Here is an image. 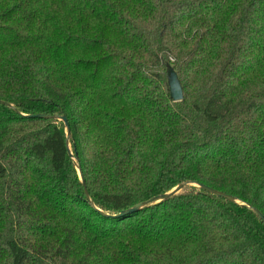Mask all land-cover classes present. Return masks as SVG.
<instances>
[{
	"label": "trees",
	"instance_id": "1",
	"mask_svg": "<svg viewBox=\"0 0 264 264\" xmlns=\"http://www.w3.org/2000/svg\"><path fill=\"white\" fill-rule=\"evenodd\" d=\"M254 210L264 0H0V264H264Z\"/></svg>",
	"mask_w": 264,
	"mask_h": 264
},
{
	"label": "water",
	"instance_id": "2",
	"mask_svg": "<svg viewBox=\"0 0 264 264\" xmlns=\"http://www.w3.org/2000/svg\"><path fill=\"white\" fill-rule=\"evenodd\" d=\"M165 78H166L167 89H168V93H169V97H170L171 101L172 102H179L181 100V98H182L181 88H180L179 82L177 80L176 74L174 73L172 68L169 67V66H167L165 68ZM38 117H42V116L39 115ZM58 120L63 123L64 128L66 129V136H68V126L66 124L65 119L63 117H61ZM186 185H187L186 183L179 184L175 188H173L171 191H169L168 193H165V194L160 195V196L153 197V198L149 199L148 201H146L144 203H141V204H138V205H135V206H133V207L127 209V210H124V211L120 212L119 214H117L116 216H113V217H122V216H125L127 214L134 213L137 210H139L142 206L146 205L147 203H151V202H154V201L157 202V201H159L161 199L167 198L169 195H173V194L178 193ZM191 185H193V184H191ZM196 186L199 187V188L204 189L205 191H207L210 194L217 195V196L229 199L228 196L223 195V194H219V193L213 191L210 188H207V187H204V186H200V185H196ZM85 197H86V195H85ZM86 199H87V197H86ZM254 212L264 224V218L257 211L254 210Z\"/></svg>",
	"mask_w": 264,
	"mask_h": 264
}]
</instances>
